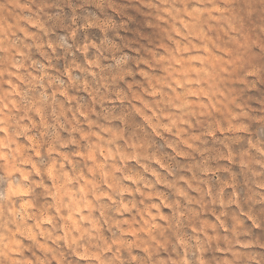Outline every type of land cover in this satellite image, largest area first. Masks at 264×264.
<instances>
[{"label":"clouds","instance_id":"9594fccd","mask_svg":"<svg viewBox=\"0 0 264 264\" xmlns=\"http://www.w3.org/2000/svg\"><path fill=\"white\" fill-rule=\"evenodd\" d=\"M0 264H264V0H0Z\"/></svg>","mask_w":264,"mask_h":264}]
</instances>
